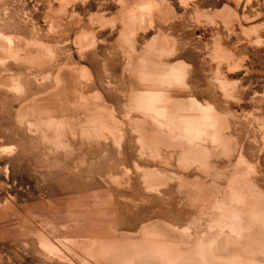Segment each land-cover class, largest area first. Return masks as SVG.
<instances>
[{
	"label": "rangeland",
	"instance_id": "1",
	"mask_svg": "<svg viewBox=\"0 0 264 264\" xmlns=\"http://www.w3.org/2000/svg\"><path fill=\"white\" fill-rule=\"evenodd\" d=\"M251 208L263 243L264 0H0V264Z\"/></svg>",
	"mask_w": 264,
	"mask_h": 264
},
{
	"label": "bare ground",
	"instance_id": "2",
	"mask_svg": "<svg viewBox=\"0 0 264 264\" xmlns=\"http://www.w3.org/2000/svg\"><path fill=\"white\" fill-rule=\"evenodd\" d=\"M249 210L246 218L238 211L232 214L231 239L224 236L201 242L197 238L187 244L174 228L152 224L143 227L136 239L107 232L105 238L80 243L94 264H259L254 259H260L264 242L255 237V209Z\"/></svg>",
	"mask_w": 264,
	"mask_h": 264
}]
</instances>
